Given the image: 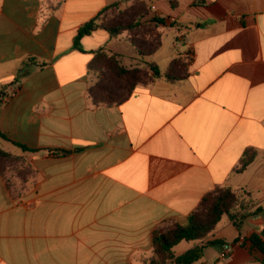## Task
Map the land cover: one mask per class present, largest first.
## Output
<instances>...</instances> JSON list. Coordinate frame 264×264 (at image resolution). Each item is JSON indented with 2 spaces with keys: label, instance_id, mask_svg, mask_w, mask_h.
Listing matches in <instances>:
<instances>
[{
  "label": "crops",
  "instance_id": "obj_1",
  "mask_svg": "<svg viewBox=\"0 0 264 264\" xmlns=\"http://www.w3.org/2000/svg\"><path fill=\"white\" fill-rule=\"evenodd\" d=\"M137 2L150 9L141 21L156 23L152 54L139 55L127 32L105 29L76 47L85 23ZM100 49L126 68L165 72L176 60L180 78L136 86L118 105L95 104L90 65ZM0 147L32 168L19 189L0 175V264H146L153 231L169 219L186 224L217 187L246 189L262 206L264 0H0ZM248 152L255 159L240 172ZM247 222L244 233L224 217L205 241H182L175 254L222 240L212 260L207 247L194 264H238L240 252L256 261L242 245L254 233L264 238V219ZM225 245L232 252L223 257Z\"/></svg>",
  "mask_w": 264,
  "mask_h": 264
},
{
  "label": "trees",
  "instance_id": "obj_2",
  "mask_svg": "<svg viewBox=\"0 0 264 264\" xmlns=\"http://www.w3.org/2000/svg\"><path fill=\"white\" fill-rule=\"evenodd\" d=\"M140 4L142 6H140L141 8H138L139 12H137L138 10H135V6L129 8V10L134 9L135 12H137L135 16L136 22L141 21V18L147 16L150 11V9L149 11H146L148 9L146 4ZM114 8L115 6L107 7L94 19L85 23L79 29L75 38V45L77 48L81 50V39L84 36L90 35L98 29H105L115 36H119L122 32L132 29L129 25L119 29L115 26H104L99 23L102 17ZM129 18L131 17L129 16ZM156 20V22H162L161 20ZM132 43L136 46L140 55L142 57H146L152 54L160 45V39L155 47L149 45L147 52L141 51V49L138 48L137 44L133 41ZM150 68L154 73L155 79L164 77L167 80H178L180 77L177 74L182 71L179 69V65L176 60L173 61L172 65L165 72L161 71V69L155 64H151ZM90 69L98 76L103 73L99 76L98 81L90 87V95L95 104H105L108 106L118 105L126 100L132 94L134 88L138 85L137 83L140 80L139 78L141 74L139 69H130L122 66L117 55L104 52L103 49H100L95 53ZM107 71L111 72L116 79H113L112 81L105 79L106 74L104 72ZM1 136L2 138L9 140L4 134H1ZM14 144L21 147L23 150H29L22 144L15 142ZM13 158H15L14 153L5 151L0 147V161L9 163V160ZM254 159V153H246L239 171H244ZM0 175L6 181L8 188H12L8 183L9 178L6 177L5 172L0 170ZM254 207L255 210L251 211V208ZM256 214H262L264 217V207L258 205L250 191L246 189L235 190L230 187H217L215 190L207 193L202 198L195 210L189 214L188 222L186 224H180L176 220L169 219L164 221L153 231V255L150 259L145 261V263L194 264L199 262L204 257L205 248L212 245L224 244V242L222 240L207 241L203 245L192 247L187 252L179 256L175 254L174 248L182 241L189 243L205 241L224 217L231 220L238 230H240L243 220ZM242 247L248 248L250 254H252L256 260L261 261L264 264V260H260L257 256H255L256 252L264 255V238L261 234H251L246 239Z\"/></svg>",
  "mask_w": 264,
  "mask_h": 264
},
{
  "label": "rangeland",
  "instance_id": "obj_3",
  "mask_svg": "<svg viewBox=\"0 0 264 264\" xmlns=\"http://www.w3.org/2000/svg\"><path fill=\"white\" fill-rule=\"evenodd\" d=\"M135 10L137 12H139L138 8H141L140 6H142L139 2H137L135 5ZM134 9H130L129 7L127 8H122V7H115L114 9H111L108 13H106V15H104L102 17V19L99 21V23L101 25H107V26H115L118 27L119 29H122L124 27H126L127 25H129V27H131L132 29L129 31H124L127 32V38H130L131 41H133L134 43L137 44L138 48L141 49V51L143 52H147V49L149 47V45H152V47H155L158 43L159 40V36L158 33L156 32V28L155 25L156 23L152 18L148 19L146 21H137L136 22V14L137 12H135ZM146 11H149V9H147ZM129 16L131 18H129ZM130 23V24H129ZM136 23V24H135ZM159 24V23H157ZM136 25V26H134ZM123 33V32H122ZM164 41H166L165 45L169 44V39L168 37H163ZM172 44V42H171ZM170 49V47H165L163 49L164 52H167ZM162 52V53H164ZM174 52L175 49H174ZM173 52V53H174ZM138 54L140 55V53L138 52ZM165 55V54H163ZM148 62H151L152 59L151 58H146L145 59ZM168 60V58H167ZM165 63V59L162 61ZM161 64V68L164 69V65ZM139 69L140 71V80L138 81V85H147L150 82H152L155 77H154V73L151 71L150 65H145L144 63L141 62H137V64H133L132 67H130V69ZM105 75V79H109V80H113L116 79L111 72L107 71L104 72ZM103 73L99 74V76H101ZM98 75H96V79L93 80V84L96 83L98 81L99 78ZM15 158L9 160V163H6L4 161H0V170L2 172H5L6 177L9 178L8 183L10 184V186L12 188H21L23 187V184H26L29 179L32 177V168L31 165L29 164L28 160L21 154H17L14 153ZM8 184V185H9ZM11 188V189H12ZM262 206L264 207V199H263V203ZM243 212V211H242ZM251 219H256V218H263L262 214H256L252 217H250ZM250 229V224L249 222H247V219L243 220L242 226H241V231L246 233L248 232V230ZM262 230V229H259ZM230 232V233H229ZM227 233L231 234V233H236V231L232 228L227 230ZM211 247L210 249L207 250L206 252V258L207 260H212L214 258V254L217 251H221V246L220 245H212L209 246ZM241 253V252H240ZM237 254L234 263H238V264H263L262 262H259L258 260L256 261H252V260H248V261H244V255L242 254ZM251 256H253L252 254H250ZM258 256H260V258L263 257V255L258 253ZM254 257V256H253Z\"/></svg>",
  "mask_w": 264,
  "mask_h": 264
},
{
  "label": "built area",
  "instance_id": "obj_4",
  "mask_svg": "<svg viewBox=\"0 0 264 264\" xmlns=\"http://www.w3.org/2000/svg\"><path fill=\"white\" fill-rule=\"evenodd\" d=\"M241 244L245 240L244 237H241ZM232 252V246L231 245H225L224 250H223V257H226L227 255L231 254Z\"/></svg>",
  "mask_w": 264,
  "mask_h": 264
}]
</instances>
